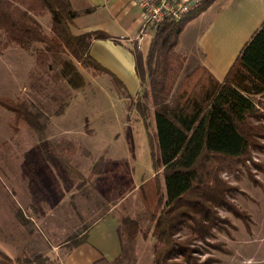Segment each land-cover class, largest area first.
<instances>
[{"label": "rangeland", "instance_id": "374dc122", "mask_svg": "<svg viewBox=\"0 0 264 264\" xmlns=\"http://www.w3.org/2000/svg\"><path fill=\"white\" fill-rule=\"evenodd\" d=\"M37 20L49 34L50 15ZM41 48L0 45V96L23 99L45 114L40 135L26 126L13 131V113L0 106V253L14 264L36 255L40 264H61L76 239L114 208L122 254L113 264H155L158 249L168 251L165 264H264V96L255 98L260 116L249 122L257 144L248 157L234 171L206 169L214 171L212 187L223 191L215 224L201 236L195 222L201 217L190 208L188 217L178 215L167 245L154 236L151 220L168 210L153 113H138L152 100L142 92L129 99L109 76H92L64 55L81 77L76 89L56 70L36 65ZM196 62L187 59L186 68L201 67ZM184 79L182 71L175 93ZM69 143L76 153L67 157Z\"/></svg>", "mask_w": 264, "mask_h": 264}, {"label": "trees", "instance_id": "16d2710c", "mask_svg": "<svg viewBox=\"0 0 264 264\" xmlns=\"http://www.w3.org/2000/svg\"><path fill=\"white\" fill-rule=\"evenodd\" d=\"M215 1L195 2L178 21L162 23L153 33L145 57L135 50L136 74L143 88L141 96L152 100L151 108L146 105L138 113L144 118L148 112L153 113L164 168V203L168 209L152 215L151 220L156 222L154 236L167 245L172 243L170 234L176 220L188 217L190 208L196 209L201 217L195 219L201 236L215 224L214 208L221 202L223 191L209 183L214 171L210 173L207 167L217 165L219 173L234 171L248 157L250 147L257 144L253 139L255 127L249 121L260 116L255 98L264 94V23L246 43L222 82L204 67H197L185 76L181 90L178 93L174 90L187 63L186 57L177 52L180 36ZM46 14L50 15L49 34L37 20ZM77 15L70 0H0L1 48L18 47L24 51L41 44L42 48L36 52V65L56 70L57 77L76 89L81 88L78 71L64 55L91 71L92 76L99 77L107 72L91 57L89 48L94 40L110 37L99 31L74 33L71 24ZM112 79L115 88L124 92L122 85ZM0 106L13 113V131L26 126L41 134L44 112L32 109L35 107L23 99L1 96ZM61 112L60 109L56 114ZM64 150L67 157L76 153L72 143L66 144ZM130 229L137 232L134 223ZM85 240L80 235L73 246ZM156 251L155 264H165L162 259L168 251ZM25 259L27 264H40L43 257L36 255L33 261ZM0 260L1 264H14L3 253ZM15 261L24 264L21 260Z\"/></svg>", "mask_w": 264, "mask_h": 264}, {"label": "crops", "instance_id": "0c3cea01", "mask_svg": "<svg viewBox=\"0 0 264 264\" xmlns=\"http://www.w3.org/2000/svg\"><path fill=\"white\" fill-rule=\"evenodd\" d=\"M180 1L192 5L202 0ZM70 3L73 12L78 13L71 24L74 33L99 31L110 37L94 40L89 48L91 57L107 72L102 76H109L112 81L115 78L129 99L138 96L142 83L136 74L135 50L145 57L152 38L137 48L142 11L131 0H70ZM263 23L264 0H217L188 24L180 36L178 50L222 82ZM183 36H187L188 43H183ZM189 71L188 67L183 71L185 76ZM96 219L85 231V242L59 258L61 264H113L121 256L120 221L114 208Z\"/></svg>", "mask_w": 264, "mask_h": 264}, {"label": "built area", "instance_id": "2783aa9c", "mask_svg": "<svg viewBox=\"0 0 264 264\" xmlns=\"http://www.w3.org/2000/svg\"><path fill=\"white\" fill-rule=\"evenodd\" d=\"M142 11V24L136 37L137 48L153 37L157 28L167 20L178 21L190 10V4L180 0H131Z\"/></svg>", "mask_w": 264, "mask_h": 264}]
</instances>
